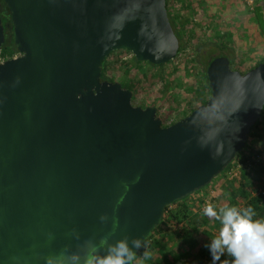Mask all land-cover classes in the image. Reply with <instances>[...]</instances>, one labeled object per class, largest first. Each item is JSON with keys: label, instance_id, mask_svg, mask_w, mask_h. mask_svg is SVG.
<instances>
[{"label": "water", "instance_id": "water-1", "mask_svg": "<svg viewBox=\"0 0 264 264\" xmlns=\"http://www.w3.org/2000/svg\"><path fill=\"white\" fill-rule=\"evenodd\" d=\"M4 2L21 55L0 60V264H71L105 239L145 242L261 118L264 62L243 73L215 58L208 102L166 127L157 106L102 80L116 51L156 65L178 56L167 0ZM5 39L0 17V53Z\"/></svg>", "mask_w": 264, "mask_h": 264}, {"label": "trees", "instance_id": "trees-1", "mask_svg": "<svg viewBox=\"0 0 264 264\" xmlns=\"http://www.w3.org/2000/svg\"><path fill=\"white\" fill-rule=\"evenodd\" d=\"M196 2L197 0H167L169 17L180 41L178 55L190 46V41L187 40L186 35L196 36L200 33L201 27L200 25H194V21L189 15L187 16L184 12L181 15L174 8L179 6L178 8L193 15ZM204 2L206 0H201L202 5H205ZM255 2L258 9L260 7L261 13L264 14V11H262L264 4H261V0ZM0 17L12 22L10 11L4 0H0ZM231 37L229 36V38ZM17 53L19 51L14 38L6 37L0 56L3 59H8L14 57ZM114 53L103 62L102 80L119 81L124 88L131 89L133 92L139 87L141 81L131 74L132 69L136 68L140 71L142 69V75L151 79L155 74H153V70L161 69V66L164 65H156L149 61H138L135 55L128 61H122L119 58L120 68L123 70L120 74L118 73L119 75H116L115 67L111 68L109 63ZM234 53H236V50L231 48L229 52V46L227 43H223L222 39L214 40L211 37L209 41L197 46L196 55L192 59H186L182 68L177 69L176 66L172 68L177 72L181 70L183 74H189L186 79L187 85L182 84V87L190 91L194 101L198 102L180 119L192 113L200 105L206 104L211 97L212 90L207 74L210 63L217 57L227 56L232 67L234 60L230 56H233ZM262 62H264V55L250 69ZM144 69L150 71L147 72ZM235 69L245 73L241 70V66ZM163 126L166 127L164 123ZM263 152L264 109L261 118L252 126L245 147L236 155L228 167L219 174L226 179L222 191L218 195H213L210 201L204 197L194 202L192 200L195 199L193 198L194 195L190 194L166 207L162 223L144 242L145 247L138 251V255H143L145 250L149 253V258L145 261V264H204L207 258L211 260L210 251L205 245L210 242L211 238L218 235L221 225L215 218L203 215V208L207 203H212L217 209L224 206H236L241 209L252 207L256 212L255 218H264V158H258ZM235 169L240 171L239 176L230 180L228 175ZM209 187H211L210 184L202 189ZM260 189L263 191H260ZM178 246L179 250L177 251L176 247ZM221 259L231 264L232 257L225 255Z\"/></svg>", "mask_w": 264, "mask_h": 264}, {"label": "rangeland", "instance_id": "rangeland-1", "mask_svg": "<svg viewBox=\"0 0 264 264\" xmlns=\"http://www.w3.org/2000/svg\"><path fill=\"white\" fill-rule=\"evenodd\" d=\"M204 4H201V0H197L194 4V16L178 8L179 6L174 8L181 15L183 12L189 15L194 25L201 27L200 33L196 36L186 35L190 46L183 50L174 61L162 65L161 69L153 70L155 74L151 79L142 75V69L141 71L136 68L132 69L131 74L141 81L133 94L135 105L157 106L158 116L172 113L178 120L188 113L191 107L196 106L198 102L194 101L190 91L182 87V84L187 83L186 79L189 74H183L181 70L177 72L172 68L174 66L177 69L182 68L186 59H192L196 55L197 46L209 41L211 37L214 40L222 39L223 43H227L229 52L231 48L236 50V53L230 56L234 60L233 69L241 66V70L246 72L262 58L264 55V14L261 13L260 7L258 9L257 6L256 10V6L249 5L246 0H206ZM261 4H264V0H261ZM249 9L251 11H248ZM229 36L232 37L229 38ZM124 54L123 50L116 51L110 59L109 63L111 68L115 67L116 75L123 70L120 68L119 58ZM0 58L1 61L5 60L1 56ZM225 180L223 175H218L210 184L211 187L192 193L194 201L204 197L210 201L213 195H218L222 191L221 189L226 184Z\"/></svg>", "mask_w": 264, "mask_h": 264}, {"label": "clouds", "instance_id": "clouds-1", "mask_svg": "<svg viewBox=\"0 0 264 264\" xmlns=\"http://www.w3.org/2000/svg\"><path fill=\"white\" fill-rule=\"evenodd\" d=\"M203 215L215 218L221 227L218 235L205 245L210 251L212 264H228L222 261L225 255L232 257L231 264H264V218L257 219L252 207L239 208L224 206L219 209L212 203L203 208ZM101 219H104L102 216ZM106 247L101 255L99 249ZM145 247L140 238H121L113 244L102 240L100 245H92L83 260L77 255L71 264H145L149 253L138 250Z\"/></svg>", "mask_w": 264, "mask_h": 264}, {"label": "built area", "instance_id": "built-area-1", "mask_svg": "<svg viewBox=\"0 0 264 264\" xmlns=\"http://www.w3.org/2000/svg\"><path fill=\"white\" fill-rule=\"evenodd\" d=\"M247 1V3L249 4V5H254V3H255V0H246ZM19 56V54H16L14 57H18ZM133 56H134V54L132 53V52H125V54L123 55V56H121L120 57V59L122 60V61H128L129 59H132L133 58ZM0 60H1V58H0ZM160 117H161V119H162V122L166 125V126H170V125H173L174 123H176L177 121H178V119H176V117H175V115H173L172 113L171 114H165L164 116H161L160 115ZM258 158H264V152L260 155V156H258ZM239 173H240V171L239 170H237V169H235V170H233V171H231L230 173H229V175H228V178L230 179V180H232V179H234V178H236V177H238L239 176ZM260 191H263L262 189H260ZM204 264H212V257H211V260L210 259H206L205 260V263Z\"/></svg>", "mask_w": 264, "mask_h": 264}, {"label": "flooded vegetation", "instance_id": "flooded-vegetation-1", "mask_svg": "<svg viewBox=\"0 0 264 264\" xmlns=\"http://www.w3.org/2000/svg\"><path fill=\"white\" fill-rule=\"evenodd\" d=\"M256 1V0H255ZM254 5L256 6L255 9L257 8V3L255 2ZM257 10V9H256ZM248 11H251L250 9ZM254 11V10H253ZM264 11V9L262 10ZM252 15V13H250ZM3 20V24L5 26V34H6V37H13V23L12 22H9L8 20L6 19H2ZM19 54V56L21 55L20 53H17Z\"/></svg>", "mask_w": 264, "mask_h": 264}, {"label": "crops", "instance_id": "crops-1", "mask_svg": "<svg viewBox=\"0 0 264 264\" xmlns=\"http://www.w3.org/2000/svg\"><path fill=\"white\" fill-rule=\"evenodd\" d=\"M192 200H194V199H192ZM197 201H199V200H197ZM194 202H196V201H194ZM177 251L179 250V246H178V248L176 249ZM178 264H181V263H178ZM190 264V263H189Z\"/></svg>", "mask_w": 264, "mask_h": 264}]
</instances>
